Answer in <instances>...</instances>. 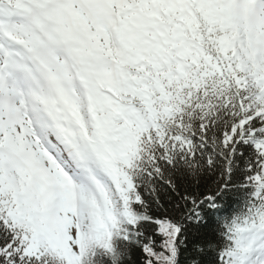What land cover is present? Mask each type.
I'll return each instance as SVG.
<instances>
[{
	"label": "snow or ice",
	"instance_id": "6c2138e0",
	"mask_svg": "<svg viewBox=\"0 0 264 264\" xmlns=\"http://www.w3.org/2000/svg\"><path fill=\"white\" fill-rule=\"evenodd\" d=\"M0 264H264V0H0Z\"/></svg>",
	"mask_w": 264,
	"mask_h": 264
}]
</instances>
